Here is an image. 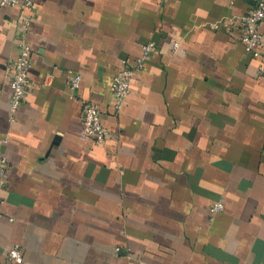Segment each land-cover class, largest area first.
Here are the masks:
<instances>
[{
  "label": "crops",
  "instance_id": "1",
  "mask_svg": "<svg viewBox=\"0 0 264 264\" xmlns=\"http://www.w3.org/2000/svg\"><path fill=\"white\" fill-rule=\"evenodd\" d=\"M33 1L15 112L21 10L0 5V264H264L262 61L214 27L258 0ZM148 43L116 111L114 76Z\"/></svg>",
  "mask_w": 264,
  "mask_h": 264
},
{
  "label": "built area",
  "instance_id": "2",
  "mask_svg": "<svg viewBox=\"0 0 264 264\" xmlns=\"http://www.w3.org/2000/svg\"><path fill=\"white\" fill-rule=\"evenodd\" d=\"M1 6H19L20 20L19 28L22 36L17 57L12 60L13 74L11 81L12 96L10 106L13 112L25 100L30 83V68L32 66V47L26 36L34 23V1L33 0H0ZM264 21V0H258L256 5L247 13L241 16H229L214 24L216 29H222L231 36L234 41L243 45L245 51L253 57L260 59V72L264 74V32L261 24ZM177 47V44H175ZM153 43L145 44L139 56L132 63L122 67L114 76L113 93L115 97L114 107L119 111L131 92V86L135 75L144 69L146 61L154 52ZM82 77L79 74L70 76V87L76 90L81 86ZM102 112L99 107L89 102L84 109L83 129L86 135L99 143L107 140L108 130L101 119ZM5 163V159L1 160ZM0 173L5 175V169L1 168ZM224 208L223 203H216L212 206L214 212ZM8 257L15 262L23 261V253L19 245H15L8 251Z\"/></svg>",
  "mask_w": 264,
  "mask_h": 264
}]
</instances>
